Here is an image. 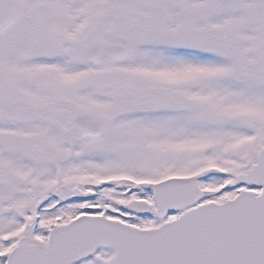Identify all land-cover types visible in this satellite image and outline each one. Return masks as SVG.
Segmentation results:
<instances>
[{
    "label": "snow or ice",
    "instance_id": "snow-or-ice-1",
    "mask_svg": "<svg viewBox=\"0 0 264 264\" xmlns=\"http://www.w3.org/2000/svg\"><path fill=\"white\" fill-rule=\"evenodd\" d=\"M0 264H264V0H0Z\"/></svg>",
    "mask_w": 264,
    "mask_h": 264
}]
</instances>
